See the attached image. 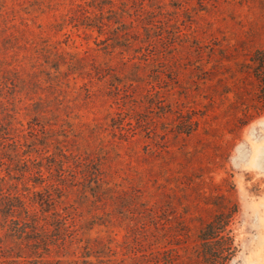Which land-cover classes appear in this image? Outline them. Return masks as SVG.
<instances>
[{
	"label": "rangeland",
	"instance_id": "1",
	"mask_svg": "<svg viewBox=\"0 0 264 264\" xmlns=\"http://www.w3.org/2000/svg\"><path fill=\"white\" fill-rule=\"evenodd\" d=\"M261 47L264 0H0V264H200L222 212L264 264Z\"/></svg>",
	"mask_w": 264,
	"mask_h": 264
},
{
	"label": "trees",
	"instance_id": "2",
	"mask_svg": "<svg viewBox=\"0 0 264 264\" xmlns=\"http://www.w3.org/2000/svg\"><path fill=\"white\" fill-rule=\"evenodd\" d=\"M238 70L242 73L249 74L253 77L256 83V95L254 104L248 105L244 103V110L247 112L254 109L257 113H264V47L257 48L250 56L249 59L244 60L238 64ZM9 211H4L6 216L11 214L17 216L15 221H20L23 224L20 228H27L29 222H32L31 231L36 232L39 226V220L36 214H32L30 209L24 204H11ZM21 209L17 212V209ZM24 210L25 214H22ZM232 214L219 213L216 214L209 222H207L199 233V256L202 259L200 264H236L234 259L237 255L238 247L235 244V237L233 236L231 229L229 228ZM32 217V218H31ZM19 223V222H18ZM36 224V226L34 225ZM43 234H46L47 230L42 227ZM28 230H23L22 233L29 234ZM29 234V238L33 241L40 243L46 241V236H32ZM39 252L32 251L31 256L40 257Z\"/></svg>",
	"mask_w": 264,
	"mask_h": 264
}]
</instances>
